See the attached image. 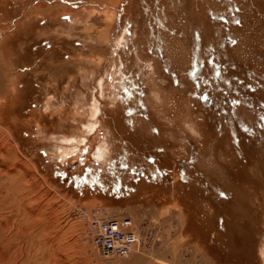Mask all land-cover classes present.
Instances as JSON below:
<instances>
[{"label":"rangeland","instance_id":"obj_1","mask_svg":"<svg viewBox=\"0 0 264 264\" xmlns=\"http://www.w3.org/2000/svg\"><path fill=\"white\" fill-rule=\"evenodd\" d=\"M0 81L2 264H264V0H0Z\"/></svg>","mask_w":264,"mask_h":264},{"label":"built area","instance_id":"obj_2","mask_svg":"<svg viewBox=\"0 0 264 264\" xmlns=\"http://www.w3.org/2000/svg\"><path fill=\"white\" fill-rule=\"evenodd\" d=\"M91 240L103 253L104 258L124 255L126 252L141 251L146 237L134 229L133 221L128 217H98L94 214Z\"/></svg>","mask_w":264,"mask_h":264},{"label":"bare ground","instance_id":"obj_3","mask_svg":"<svg viewBox=\"0 0 264 264\" xmlns=\"http://www.w3.org/2000/svg\"><path fill=\"white\" fill-rule=\"evenodd\" d=\"M1 82V81H0ZM115 92V91H114ZM95 113H96V111L95 110H93V114L95 115ZM94 125V124H93ZM95 126V125H94ZM101 149V148H100ZM104 149H102L101 151H103ZM102 155L103 156H105V152H102ZM29 167V166H28ZM34 173V172H33ZM3 211L1 210V212L0 213H2ZM2 217V216H1ZM3 231V230H2ZM1 235V234H0ZM12 236H14V235H12ZM12 236H5V239H4V237L3 236H1V237H3V239L4 240H6V241H2V243L3 242H5L4 244H5V246L4 245H2V243H1V246H3L4 248L7 246L6 245V243L7 242H9V244H11V240L13 239V237ZM17 236V235H16ZM15 237V236H14ZM0 240H2L1 238H0ZM8 247V246H7ZM2 248V247H1ZM3 248V249H4ZM9 249V248H8ZM97 250L99 251V249L97 248ZM100 252V251H99ZM137 252H139V251H137ZM1 253H3V252H1ZM6 253V252H5ZM100 254H101V256L103 257L104 255H103V253L102 252H100ZM13 255H15V254H13ZM118 256V255H117ZM113 257H115V256H113ZM113 257H108V258H105V259H107V260H111ZM1 262V261H0ZM1 264H2V262H1Z\"/></svg>","mask_w":264,"mask_h":264},{"label":"crops","instance_id":"obj_4","mask_svg":"<svg viewBox=\"0 0 264 264\" xmlns=\"http://www.w3.org/2000/svg\"><path fill=\"white\" fill-rule=\"evenodd\" d=\"M136 256V255H135ZM131 257V256H130ZM134 257V256H133ZM126 258H129L128 255H126ZM141 258L138 256V257H135L134 259L130 260V261H125V262H120V263H117V262H114V263H111V264H135L134 262L137 261V260H140Z\"/></svg>","mask_w":264,"mask_h":264},{"label":"snow or ice","instance_id":"obj_5","mask_svg":"<svg viewBox=\"0 0 264 264\" xmlns=\"http://www.w3.org/2000/svg\"><path fill=\"white\" fill-rule=\"evenodd\" d=\"M237 23H239V21H236Z\"/></svg>","mask_w":264,"mask_h":264}]
</instances>
